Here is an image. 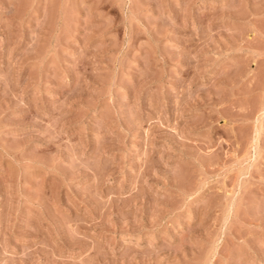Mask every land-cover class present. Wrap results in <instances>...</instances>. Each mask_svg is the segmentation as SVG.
Wrapping results in <instances>:
<instances>
[{
	"label": "rangeland",
	"instance_id": "374dc122",
	"mask_svg": "<svg viewBox=\"0 0 264 264\" xmlns=\"http://www.w3.org/2000/svg\"><path fill=\"white\" fill-rule=\"evenodd\" d=\"M0 264H264V0H0Z\"/></svg>",
	"mask_w": 264,
	"mask_h": 264
}]
</instances>
